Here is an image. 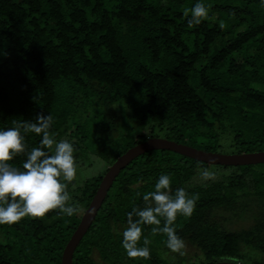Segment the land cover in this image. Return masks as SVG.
<instances>
[{"label":"trees","instance_id":"16d2710c","mask_svg":"<svg viewBox=\"0 0 264 264\" xmlns=\"http://www.w3.org/2000/svg\"><path fill=\"white\" fill-rule=\"evenodd\" d=\"M196 3L210 5L208 16L188 28L183 11ZM41 113L53 117L57 142L73 144L77 166L89 149L105 166L68 184L79 209L72 216L52 210L0 225V264H60L107 166L148 137L213 152L264 150V0H0V130ZM21 133L25 153L9 163L22 168L42 135ZM203 169L215 179L196 181ZM160 175L173 194H199L192 216L174 223L198 257L170 252L147 225L150 259L122 247L127 213L145 206ZM244 218L255 222L226 226ZM263 230L264 163L212 165L157 149L119 172L73 264H264Z\"/></svg>","mask_w":264,"mask_h":264},{"label":"clouds","instance_id":"9594fccd","mask_svg":"<svg viewBox=\"0 0 264 264\" xmlns=\"http://www.w3.org/2000/svg\"><path fill=\"white\" fill-rule=\"evenodd\" d=\"M196 3L185 8L183 15L188 28L199 25L208 16V8ZM223 28V24L220 25ZM53 117L38 114L36 122L13 121L14 127L0 130V225H12L24 217L43 218L48 212L72 216L79 209L70 203L68 184L77 178V163L71 142L56 141L50 134ZM42 135L40 146L27 153L21 167L9 163L15 156L25 153V136L21 133ZM216 174L208 169L200 171L202 181L214 180ZM75 186V185H73ZM203 186H207L204 184ZM154 191L143 195L145 206L133 207L127 213V227L122 233V247L131 259H150L148 245L151 240L143 236L142 225L152 226L151 236L164 234L166 247L172 253L184 255L185 242L176 234L177 216L190 218L195 210L199 194H189L183 188L171 191L168 175H160ZM136 217V219H134ZM163 221V226L161 223ZM143 237V246H138Z\"/></svg>","mask_w":264,"mask_h":264},{"label":"water","instance_id":"95a60500","mask_svg":"<svg viewBox=\"0 0 264 264\" xmlns=\"http://www.w3.org/2000/svg\"><path fill=\"white\" fill-rule=\"evenodd\" d=\"M157 149L171 150L184 156L212 165L237 166L264 163V150L240 153L213 152L198 149L187 144L178 143L174 140L164 137H148L143 141L129 147L108 166L98 184L93 197L84 210L78 225L63 248L60 264H73V253L83 235L86 233L91 223L95 219L108 190L110 189L119 172L137 156ZM209 264L241 263L237 261L219 260Z\"/></svg>","mask_w":264,"mask_h":264},{"label":"rangeland","instance_id":"374dc122","mask_svg":"<svg viewBox=\"0 0 264 264\" xmlns=\"http://www.w3.org/2000/svg\"><path fill=\"white\" fill-rule=\"evenodd\" d=\"M223 153H231V149H224ZM97 158L98 157L96 155H94V151L89 149V153L87 154V157L85 158V160L83 162L79 163L77 166V168H78L77 178H76L77 182H81L83 178L98 174L99 172L100 173L103 172V168H104L105 164L102 160H100L99 158L97 159ZM198 180H201V179L200 178L196 179V181H198ZM254 222L255 221L251 218H244V219L231 220L229 222H226V226L229 229H239L241 227L246 228V227L252 225ZM263 232H264V230H263ZM194 251H195V248L192 245H190L188 242H185V249H184L185 255L188 256V255L192 254V252H194ZM198 256L199 255L192 254L190 256V258L198 257ZM95 257L97 258L96 255H95ZM263 259H264V254H263Z\"/></svg>","mask_w":264,"mask_h":264}]
</instances>
